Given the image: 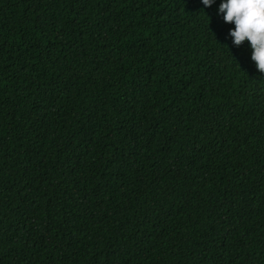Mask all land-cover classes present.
<instances>
[{"label":"trees","instance_id":"trees-1","mask_svg":"<svg viewBox=\"0 0 264 264\" xmlns=\"http://www.w3.org/2000/svg\"><path fill=\"white\" fill-rule=\"evenodd\" d=\"M220 0H0V264H264V73Z\"/></svg>","mask_w":264,"mask_h":264},{"label":"clouds","instance_id":"clouds-1","mask_svg":"<svg viewBox=\"0 0 264 264\" xmlns=\"http://www.w3.org/2000/svg\"><path fill=\"white\" fill-rule=\"evenodd\" d=\"M201 3L210 7L215 0H201ZM217 13L222 14L225 23L234 25L227 33L231 43L239 46L247 40L251 60L264 73V0H220Z\"/></svg>","mask_w":264,"mask_h":264}]
</instances>
